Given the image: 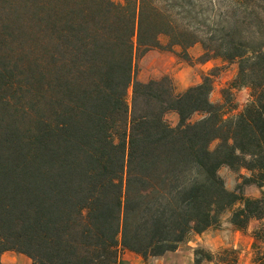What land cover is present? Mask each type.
<instances>
[{
	"label": "trees",
	"instance_id": "trees-1",
	"mask_svg": "<svg viewBox=\"0 0 264 264\" xmlns=\"http://www.w3.org/2000/svg\"><path fill=\"white\" fill-rule=\"evenodd\" d=\"M176 48L237 63L231 86L251 103L223 117L219 68L180 94L168 76L137 80L138 52ZM223 166L250 176L231 191ZM247 185L264 187V0H0V264L8 251L32 264L158 258L227 211L242 231L259 223L264 264V192ZM195 257L238 263L234 249Z\"/></svg>",
	"mask_w": 264,
	"mask_h": 264
},
{
	"label": "rangeland",
	"instance_id": "rangeland-1",
	"mask_svg": "<svg viewBox=\"0 0 264 264\" xmlns=\"http://www.w3.org/2000/svg\"><path fill=\"white\" fill-rule=\"evenodd\" d=\"M122 2V0H115ZM162 44L167 43L166 37H161ZM175 52H168L159 49H152L145 53H137L135 59L136 78L142 82L150 80H160L168 76L171 78L175 87V93L180 94L187 88L198 85L202 82L205 75L212 72L214 68H219L213 78V89L210 95V101L214 104L222 105L224 118H231L242 112L252 101L249 88H232L231 83L235 79L238 71L237 63H226L221 59L209 61L207 63H189L177 56L179 49ZM193 59H197L202 53L201 45H196L189 50ZM229 90L230 95H225L223 91ZM132 90L129 91L131 98ZM203 118V114H196L192 121H198ZM166 121L171 126L178 124L179 118L175 112H169L165 116ZM217 142L211 146L214 149ZM219 175L225 182L227 189L234 191L243 183L244 177H249L250 173L244 169L234 171L228 166H223L219 170ZM264 192V187L259 188L256 185L244 186V195L257 198ZM239 206V205H238ZM236 206V207H238ZM235 207V208H236ZM234 208V209H235ZM231 211H227L219 225L210 228L202 234H192L187 241L182 243L177 251L167 253L158 258H149L145 264H195V251L201 249L204 253L217 254L223 249H234L238 252L237 264H253L255 251L262 248L260 242L252 236L253 231L258 228L259 223L252 221L246 231H242L230 223ZM135 254L129 251H121L123 264H142L135 258ZM3 259V264L8 262ZM201 264H214L204 261Z\"/></svg>",
	"mask_w": 264,
	"mask_h": 264
},
{
	"label": "crops",
	"instance_id": "crops-1",
	"mask_svg": "<svg viewBox=\"0 0 264 264\" xmlns=\"http://www.w3.org/2000/svg\"><path fill=\"white\" fill-rule=\"evenodd\" d=\"M132 253V252H130ZM134 254V253H132ZM135 258L140 261V263L142 264H145L146 263V260H144L141 256L135 254ZM5 258L7 259L6 261L8 262V264H32V261L25 255L23 254H19V253H16V252H13V251H8V252H5L3 255H2V262L3 259L5 260Z\"/></svg>",
	"mask_w": 264,
	"mask_h": 264
}]
</instances>
